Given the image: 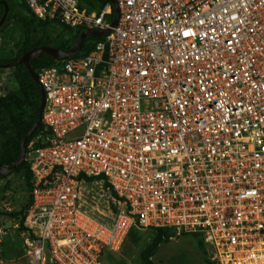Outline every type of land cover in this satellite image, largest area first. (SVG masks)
<instances>
[{
    "label": "built area",
    "instance_id": "obj_1",
    "mask_svg": "<svg viewBox=\"0 0 264 264\" xmlns=\"http://www.w3.org/2000/svg\"><path fill=\"white\" fill-rule=\"evenodd\" d=\"M20 1L71 28L113 16L110 2ZM116 2L88 53L36 71L28 264H102L132 227L200 233L217 264H264V0ZM92 182L117 203L108 219L89 207Z\"/></svg>",
    "mask_w": 264,
    "mask_h": 264
},
{
    "label": "rangeland",
    "instance_id": "obj_2",
    "mask_svg": "<svg viewBox=\"0 0 264 264\" xmlns=\"http://www.w3.org/2000/svg\"><path fill=\"white\" fill-rule=\"evenodd\" d=\"M26 13L23 6L16 5L11 11V16L19 17ZM35 23L37 25L38 21L36 20ZM24 34L17 19L5 22L0 30V59H9L15 56L16 44L23 40ZM73 35L74 31L56 23H50L44 27L38 26L34 32L36 38H48L53 43L71 40L72 45L75 42ZM13 71L8 67L0 69V96L17 90V81ZM0 117L1 149L13 140L15 131L8 125L7 117H3V113H0ZM32 148L29 143L27 152ZM87 192L89 207L92 208V205L95 207L96 215L108 219L111 214L117 211V203H114L107 189L102 188L99 183H89ZM29 198L25 170L17 168L0 177V212L2 213L0 214V264H28L24 253L21 213L15 216L10 214L23 210L29 202ZM137 236L138 241L136 242L132 241L130 237L127 238L118 251L106 250L102 257V264H143L141 252L152 242L155 231L151 229L138 230ZM152 260L154 264H217L210 260V245L204 242L203 235L200 233H175L169 240L158 244L152 254Z\"/></svg>",
    "mask_w": 264,
    "mask_h": 264
},
{
    "label": "trees",
    "instance_id": "obj_3",
    "mask_svg": "<svg viewBox=\"0 0 264 264\" xmlns=\"http://www.w3.org/2000/svg\"><path fill=\"white\" fill-rule=\"evenodd\" d=\"M5 1L8 4L9 10L5 21L0 26V30L5 25L6 21L17 19L20 26L24 30V38L20 43L16 44L17 51L13 58L9 59H0V69L4 67H8L13 69L14 75L17 81V90L15 92H10L6 95L0 96V113H3V117H7L8 125L11 126L15 131V136L13 140L3 146L0 149V165L10 166L13 162L18 158L20 153V143L22 137L29 130L31 125L34 122L36 113L39 108V104L41 101V91L38 84L33 80V78L29 75L23 64L13 63L20 58V56L25 53L27 50L34 46L39 45H49L55 46L62 49H67L72 45L71 40H63L59 43H53L52 40L44 37L36 38L34 36V32L38 28V26H46L50 23L60 24L66 29L70 31H74L73 38L76 40L79 33L83 30L82 28H71L69 26L63 25L55 20H43L36 17L25 5L24 2L20 0H1ZM109 0H80V4L83 7H86L88 10H100ZM16 5L23 6L27 13L22 16H11V11L13 7ZM4 12V4L0 2V18ZM110 21L112 20V15L110 16ZM38 21L36 25L35 21ZM102 37L91 36L88 35L85 37L81 51L73 56L76 57L81 56L88 53L95 43L101 40ZM65 58H53L48 54L41 53L36 58H31L29 60L30 66L36 72L40 67L50 66L55 64L56 62L67 59ZM29 110V111H28ZM1 118V117H0ZM44 130L43 123L40 121L36 128L34 129L31 136L27 139V145L34 139L38 133ZM36 144H34L35 146ZM19 169L25 170V179L27 187L30 191L31 183V173L29 170V162L25 158V160L17 167ZM16 168V169H17ZM0 173V177H2ZM31 198H29V202L25 205L24 209L19 212H12L10 215L15 216L21 213V224L23 228V220H24V212L28 204L30 203ZM0 214H2L0 212ZM136 227H132L129 231L128 238L130 237L132 241H138ZM151 230L155 231V236L152 242L146 246L141 252V260L143 264H154L152 260V254L156 250L159 243L169 240L172 236L175 235V231L170 228H151Z\"/></svg>",
    "mask_w": 264,
    "mask_h": 264
},
{
    "label": "water",
    "instance_id": "obj_4",
    "mask_svg": "<svg viewBox=\"0 0 264 264\" xmlns=\"http://www.w3.org/2000/svg\"><path fill=\"white\" fill-rule=\"evenodd\" d=\"M4 4V12L0 18V26L3 24L5 18L7 17L8 14V4L5 1H1ZM109 2L112 4L113 7V16L112 20L110 22V26L103 28V29H83L73 45H71L67 49H62L58 48L55 46H49V45H39V46H34L27 50L25 53H23L18 60H16L13 63H18V64H23L28 71L29 75L33 78V80L38 84L40 91H41V101L39 104L38 111L36 113L35 119L29 130L26 132V134L22 137L21 143H20V153L18 158L13 162L12 165L10 166H4L0 165V173L1 175H7L11 173L13 170H15L24 160L27 152V139L31 136L33 133L34 129L38 125V123L41 121V114L42 110L45 104V94L44 91L38 81L37 74L36 72L32 69L30 66L29 60L31 58H36L38 57L41 53L48 54L49 56L53 58H65V57H70L73 56L81 51L84 39L86 36L91 35V36H97V37H102L105 36L109 31L112 26L115 25L118 16H119V10L117 6L116 0H109Z\"/></svg>",
    "mask_w": 264,
    "mask_h": 264
},
{
    "label": "snow or ice",
    "instance_id": "obj_5",
    "mask_svg": "<svg viewBox=\"0 0 264 264\" xmlns=\"http://www.w3.org/2000/svg\"><path fill=\"white\" fill-rule=\"evenodd\" d=\"M185 35H187V33H185Z\"/></svg>",
    "mask_w": 264,
    "mask_h": 264
},
{
    "label": "crops",
    "instance_id": "obj_6",
    "mask_svg": "<svg viewBox=\"0 0 264 264\" xmlns=\"http://www.w3.org/2000/svg\"><path fill=\"white\" fill-rule=\"evenodd\" d=\"M28 261V260H27Z\"/></svg>",
    "mask_w": 264,
    "mask_h": 264
}]
</instances>
